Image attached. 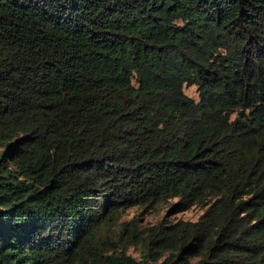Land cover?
I'll use <instances>...</instances> for the list:
<instances>
[{"label": "trees", "instance_id": "obj_1", "mask_svg": "<svg viewBox=\"0 0 264 264\" xmlns=\"http://www.w3.org/2000/svg\"><path fill=\"white\" fill-rule=\"evenodd\" d=\"M0 264H264V0H0Z\"/></svg>", "mask_w": 264, "mask_h": 264}, {"label": "rangeland", "instance_id": "obj_2", "mask_svg": "<svg viewBox=\"0 0 264 264\" xmlns=\"http://www.w3.org/2000/svg\"><path fill=\"white\" fill-rule=\"evenodd\" d=\"M183 93L186 96L191 97L193 99L197 98V92L195 90V87L193 86H184ZM173 201L174 199L170 200L166 204H161L154 210H149V211L148 210L142 211L138 207L128 208L123 212L121 220H128L130 218H135V223L138 225V227H140V226L154 224L163 218L166 221H175L178 219L194 221L202 211V209L199 208L198 206H193L183 212L172 213V211L170 210L171 207L169 205ZM126 252L135 257H138L140 254L138 248L136 249L132 246H129Z\"/></svg>", "mask_w": 264, "mask_h": 264}]
</instances>
